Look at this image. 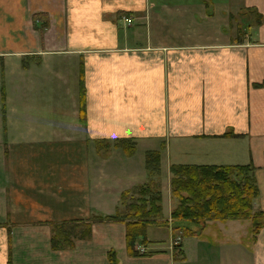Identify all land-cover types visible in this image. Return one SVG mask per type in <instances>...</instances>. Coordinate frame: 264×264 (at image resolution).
I'll return each mask as SVG.
<instances>
[{
	"label": "crops",
	"instance_id": "1",
	"mask_svg": "<svg viewBox=\"0 0 264 264\" xmlns=\"http://www.w3.org/2000/svg\"><path fill=\"white\" fill-rule=\"evenodd\" d=\"M0 58V264H264V226L174 222L170 189L171 165L251 163L264 211V0H0ZM148 151L162 219L137 255L120 221L54 250L52 223L148 182Z\"/></svg>",
	"mask_w": 264,
	"mask_h": 264
},
{
	"label": "trees",
	"instance_id": "2",
	"mask_svg": "<svg viewBox=\"0 0 264 264\" xmlns=\"http://www.w3.org/2000/svg\"><path fill=\"white\" fill-rule=\"evenodd\" d=\"M258 22L262 17L258 15ZM230 135V134H227ZM99 149H122L127 155L135 151L131 139L116 140L114 144L99 142ZM149 180L144 185L124 191L114 215L93 216L88 220L52 223L51 245L54 250L72 248L74 241L91 236V227L97 221H120L126 226L125 243L130 256L137 255L135 244H145V228L162 219L160 184V151L145 154ZM170 189L175 207L171 220L205 228L210 222L239 220L250 223L254 240L264 226V211L253 212L254 200L259 195L255 167L247 165H171ZM183 236L193 234L187 226ZM182 257V251L177 252ZM111 264L114 260L110 258Z\"/></svg>",
	"mask_w": 264,
	"mask_h": 264
},
{
	"label": "rangeland",
	"instance_id": "3",
	"mask_svg": "<svg viewBox=\"0 0 264 264\" xmlns=\"http://www.w3.org/2000/svg\"><path fill=\"white\" fill-rule=\"evenodd\" d=\"M246 28V26H245ZM7 61V60H6ZM5 60L1 59L0 58V69H6L8 68V66L6 64H4L6 62ZM9 64V63H8ZM12 66L9 67V69L11 68ZM137 153V152H136ZM139 153V152H138Z\"/></svg>",
	"mask_w": 264,
	"mask_h": 264
},
{
	"label": "built area",
	"instance_id": "4",
	"mask_svg": "<svg viewBox=\"0 0 264 264\" xmlns=\"http://www.w3.org/2000/svg\"><path fill=\"white\" fill-rule=\"evenodd\" d=\"M125 20H126L127 22H130V19H129V18H125Z\"/></svg>",
	"mask_w": 264,
	"mask_h": 264
}]
</instances>
